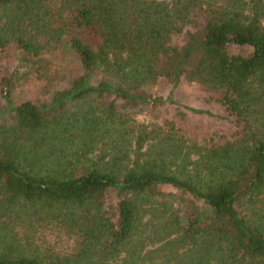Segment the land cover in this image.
<instances>
[{"label": "trees", "instance_id": "obj_1", "mask_svg": "<svg viewBox=\"0 0 264 264\" xmlns=\"http://www.w3.org/2000/svg\"><path fill=\"white\" fill-rule=\"evenodd\" d=\"M11 44L26 70L2 83L0 264H264V0H0V51ZM68 52L81 76L15 102L17 80L50 84L47 56ZM183 81L217 96L228 140L125 135L119 101L178 105L152 90ZM43 222L66 229L70 254L13 233Z\"/></svg>", "mask_w": 264, "mask_h": 264}, {"label": "rangeland", "instance_id": "obj_2", "mask_svg": "<svg viewBox=\"0 0 264 264\" xmlns=\"http://www.w3.org/2000/svg\"><path fill=\"white\" fill-rule=\"evenodd\" d=\"M47 58L52 62L53 81L49 84L34 77H22L17 80L14 91L16 103L49 101L57 91L68 88L74 79L83 74L80 60L70 52L67 57L47 56ZM25 70L19 62V51L15 45H8L6 50L0 51V107L5 103L2 95V83L5 78L16 73L22 75ZM96 79L99 81L101 75ZM152 92L164 98L174 92L178 105L166 104L156 110H150L126 108L124 103L119 101V114L127 121L126 129L123 131L126 136L133 137L142 132H155L154 136L163 137L165 134L190 143L204 144L210 139H214L215 142H225L236 130L234 119L217 101V96L203 87L183 81L173 90L171 85L160 83ZM149 145L148 143L145 145L147 149ZM136 147L134 143L133 149ZM101 148V145H96L93 158L106 156V152L101 151ZM111 150L112 148L108 147V152ZM107 202L111 209L117 201L114 197H108ZM13 233L20 241H25L28 236L33 235L45 253L50 251V253L66 255L71 253L74 246V239L67 234L61 224L56 222L50 224L43 222L33 233L22 227L14 228Z\"/></svg>", "mask_w": 264, "mask_h": 264}]
</instances>
